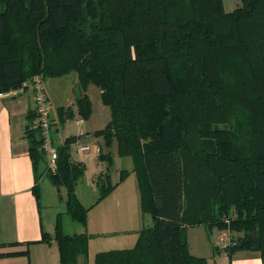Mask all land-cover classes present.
Instances as JSON below:
<instances>
[{"label":"trees","instance_id":"1","mask_svg":"<svg viewBox=\"0 0 264 264\" xmlns=\"http://www.w3.org/2000/svg\"><path fill=\"white\" fill-rule=\"evenodd\" d=\"M240 1L226 11L223 0H0V92L74 71L77 114L88 118V86H99L110 117L94 134L133 159L152 223L131 247L97 251L93 264H207L186 241L197 224L237 233L223 250L258 251L264 264V0ZM73 114L57 108L59 123ZM27 117L37 203L45 175L86 225L76 136L56 147L52 169L33 108ZM95 182L99 200L116 185L107 170ZM60 215L41 241H56L58 264H88V233H64Z\"/></svg>","mask_w":264,"mask_h":264},{"label":"rangeland","instance_id":"2","mask_svg":"<svg viewBox=\"0 0 264 264\" xmlns=\"http://www.w3.org/2000/svg\"><path fill=\"white\" fill-rule=\"evenodd\" d=\"M240 5V0H223V7L226 11H232ZM43 83L46 94L49 96L48 111L52 123L50 136L53 145L58 146L65 137L78 134L80 129L85 133L76 137V140L71 144L70 152L73 159L82 161L86 167L84 176L76 185V195L80 202L89 208L87 220L90 218L91 222L94 217V222H98L102 217L100 213L103 205L109 210V212L105 211L108 218L103 217L109 223V232L90 234V237L93 238L90 239L91 243L88 248V264H93V258L97 251L131 247L135 243L138 229L151 225V216L142 214L138 204L139 191L136 175L132 170V157L119 155L115 140L110 146H107L101 135L94 134L96 130L105 126L110 117L109 108L102 101L99 86L93 83L88 86L87 93L91 100V112L87 119H81V122L78 123L76 122L77 116L74 115L75 117L59 123L57 108L72 105L75 97L79 95L76 73L72 71L59 76H48L43 80ZM87 131L89 133H86ZM79 146H87L88 149L81 150ZM101 153H109L110 160L108 161L106 156L103 158ZM43 158L45 161H49V155L45 152ZM101 167L107 170L111 183L116 185L99 200L100 191L96 185L95 177ZM41 168L42 165L39 166V170ZM122 170L127 171L123 178L120 177ZM39 186L41 188L40 206L43 220L45 223H50V228L55 224L58 214H61L64 233H81L87 228V222L86 225H83L66 213L64 187L53 186L45 175L40 178ZM115 201L119 206H115ZM99 202L103 203L97 205ZM185 235L190 252L205 257L207 264H261L258 251L242 250L228 255L223 250V247L237 236L235 232L219 230L216 227L207 230L203 225L197 224L186 227Z\"/></svg>","mask_w":264,"mask_h":264},{"label":"crops","instance_id":"3","mask_svg":"<svg viewBox=\"0 0 264 264\" xmlns=\"http://www.w3.org/2000/svg\"><path fill=\"white\" fill-rule=\"evenodd\" d=\"M74 104L75 99L68 106L74 111L73 115L77 116L76 122L80 123L81 118ZM32 106L28 90L17 88L0 92V264L59 263L57 244L54 245L56 241H41L43 231L53 235L55 224L50 228V223L44 222L40 199L38 204L32 192L35 174L25 131L29 123L27 113ZM81 134H85L82 129L74 136ZM104 171L106 169L101 167L97 175ZM101 203L103 202L97 205ZM138 204L140 206L139 194ZM104 206L101 208L100 220L94 222L93 217L90 222L88 218L87 228L82 231L89 232L88 248L92 234L109 232V223L107 219H103L108 218L105 211L109 210ZM115 206H119L116 201Z\"/></svg>","mask_w":264,"mask_h":264},{"label":"built area","instance_id":"4","mask_svg":"<svg viewBox=\"0 0 264 264\" xmlns=\"http://www.w3.org/2000/svg\"><path fill=\"white\" fill-rule=\"evenodd\" d=\"M20 90H28L31 93L32 108L36 112V125L42 133V150L49 155L48 167L54 168L57 158V148L52 143L50 136V119L48 111V96L45 91L43 80L39 75H34L23 81ZM81 150L88 149L87 146H79Z\"/></svg>","mask_w":264,"mask_h":264}]
</instances>
